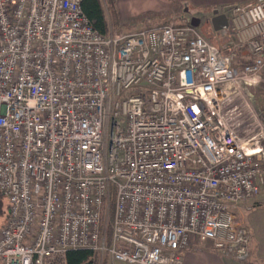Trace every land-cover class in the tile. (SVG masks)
<instances>
[{
	"label": "built area",
	"instance_id": "obj_1",
	"mask_svg": "<svg viewBox=\"0 0 264 264\" xmlns=\"http://www.w3.org/2000/svg\"><path fill=\"white\" fill-rule=\"evenodd\" d=\"M81 2L0 0V264H185L206 241L247 261L264 153L229 107L264 71V0L220 10L221 47L174 16L103 34Z\"/></svg>",
	"mask_w": 264,
	"mask_h": 264
},
{
	"label": "rangeland",
	"instance_id": "obj_2",
	"mask_svg": "<svg viewBox=\"0 0 264 264\" xmlns=\"http://www.w3.org/2000/svg\"><path fill=\"white\" fill-rule=\"evenodd\" d=\"M101 3L105 11L108 30L117 33L150 28L164 23L166 19L171 16L165 13L148 11L143 12L132 19L126 20L123 24H114L110 19L106 1L101 0ZM211 15H213L211 10L207 11L187 7L184 11L181 9L178 14L174 15V17L176 22L185 20L189 24H191L190 21L192 17L199 18L201 24L199 27H195L196 31L212 44L221 47L223 46L222 42L225 41V37L223 36L222 30H214L212 23L209 21ZM241 64L242 63L236 62L239 70ZM233 87V98L229 110L233 111L234 124L238 125L237 128L240 131L244 130L246 132L243 141L248 145H252V148L260 149L261 153H264V71L254 77L253 86H250V89L245 88L240 81H238ZM238 220L240 221L239 217ZM208 246H210V241L205 243L197 242L192 245L194 248L191 251L198 249L195 252L200 253L209 249L210 247L208 248ZM211 250L217 251L214 248H211ZM185 252L186 251H183L182 255H185ZM99 264H107V262L103 261Z\"/></svg>",
	"mask_w": 264,
	"mask_h": 264
},
{
	"label": "crops",
	"instance_id": "obj_3",
	"mask_svg": "<svg viewBox=\"0 0 264 264\" xmlns=\"http://www.w3.org/2000/svg\"><path fill=\"white\" fill-rule=\"evenodd\" d=\"M256 0H115L118 23L123 24L143 12L165 13L171 15L165 22L172 19L180 10L193 7L203 10H211V20L224 17L221 9L228 5H247ZM218 9V10H217ZM217 11V15L214 12ZM213 26V25H212ZM214 28V27H213ZM264 185L260 187L259 193L249 203L251 209L240 207L236 214L241 223L248 229L250 234V255L247 261H237L230 255L220 251H212V243L209 249L196 253L191 251L194 247L186 250L183 256L185 264H264ZM207 242V241H206ZM205 243V242H201Z\"/></svg>",
	"mask_w": 264,
	"mask_h": 264
},
{
	"label": "trees",
	"instance_id": "obj_4",
	"mask_svg": "<svg viewBox=\"0 0 264 264\" xmlns=\"http://www.w3.org/2000/svg\"><path fill=\"white\" fill-rule=\"evenodd\" d=\"M112 23L117 24V12L115 0H105ZM81 9L90 21L92 27L100 33L108 32V24L101 0H82ZM242 60L239 59L238 62ZM9 204L0 195V227L3 226L8 217ZM66 264H99V257L89 249H71L65 254Z\"/></svg>",
	"mask_w": 264,
	"mask_h": 264
},
{
	"label": "water",
	"instance_id": "obj_5",
	"mask_svg": "<svg viewBox=\"0 0 264 264\" xmlns=\"http://www.w3.org/2000/svg\"><path fill=\"white\" fill-rule=\"evenodd\" d=\"M214 14L217 15V11L214 12ZM191 25L194 26V27L197 26V24L192 23V22H191ZM212 25L214 27V30H216V31L221 30V29L227 27V18L224 16V17H222L220 19H216V20L213 19L212 20ZM223 48L225 49V47H223Z\"/></svg>",
	"mask_w": 264,
	"mask_h": 264
},
{
	"label": "flooded vegetation",
	"instance_id": "obj_6",
	"mask_svg": "<svg viewBox=\"0 0 264 264\" xmlns=\"http://www.w3.org/2000/svg\"><path fill=\"white\" fill-rule=\"evenodd\" d=\"M209 21L212 23L211 19ZM190 22L197 24L196 27H199V25L201 24V21H199V18L197 17L196 18L192 17Z\"/></svg>",
	"mask_w": 264,
	"mask_h": 264
}]
</instances>
